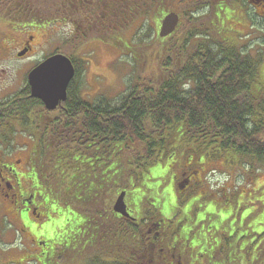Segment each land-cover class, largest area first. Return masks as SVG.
<instances>
[{
	"label": "trees",
	"instance_id": "1",
	"mask_svg": "<svg viewBox=\"0 0 264 264\" xmlns=\"http://www.w3.org/2000/svg\"><path fill=\"white\" fill-rule=\"evenodd\" d=\"M4 1L0 6L5 5L7 11L18 7L13 0ZM34 1L22 0L23 4L19 3L20 7L14 11V20L43 23L45 17L35 9ZM163 1L59 0L60 12H55L58 20L71 24L75 35L84 39L90 36L101 40L111 38L115 43L116 37L110 36L142 16L148 19L156 15L158 25L159 19L161 21L169 11L179 15L176 31L168 37H158V44L175 36L186 19L184 13L188 21H195L203 7L214 9L226 21L237 20L235 11L225 0H167L169 4ZM159 7L164 12L160 13ZM217 20L218 16L212 18L211 26L213 21L219 24ZM212 29L214 31V27ZM198 31L190 28L182 37V46L178 48L190 49L184 52L182 59L183 53L174 51L177 47L169 45L165 49L158 45V56L162 53L159 75L150 82L145 79L144 84H135L116 102L83 100L73 80L61 108L51 112L45 109L36 122L32 121V126L38 130L39 148V151L34 150L37 155L32 179L43 189L49 207L55 199L77 210L69 226L70 232L91 226L89 235H85V246L78 250H72L70 245L62 246L60 254L49 259L48 264H57V260L65 264L81 257L94 264H172V254L177 256L180 252L173 253L174 244L179 242L185 248L184 243L192 232L189 229L192 219L205 216L216 218V226H226L228 231L237 226L247 228L249 223L252 236L260 240L257 247L250 249L240 245L237 252L235 244L240 238L233 237V243L221 251L220 256L223 263L229 260L232 264H255L257 255L264 250V194L259 197L263 209L258 215L250 212L243 217L239 215L238 221L230 225L233 217L221 219V215L216 214L223 209L205 212L203 217L196 215L201 211H197L200 201L197 198L188 201L191 196L178 197L183 192V183L176 185L179 192L175 191V178L181 174L187 181L192 174L197 175L196 168L203 163L204 156L214 159L240 156L244 165L250 164L244 159L264 163V85L258 61L251 56L242 57V50L229 42L230 45L224 47L223 42L209 38V34H203L207 41L194 42L192 39ZM80 62L74 61L76 75ZM31 105L36 108L42 102L31 99ZM154 166L159 174L152 171ZM109 171L113 172L112 179L108 177ZM166 183L169 190L163 194ZM194 183L201 186L199 179ZM122 190L127 191L130 202L147 207L144 214L134 211L135 221L117 216L112 210L114 197ZM196 195L201 200L202 190ZM179 203L184 205L182 212L177 210ZM241 207L238 200L236 210L240 211ZM164 217H170L172 224H166ZM152 222H156L155 253L148 248L150 243L146 239L147 235L151 238ZM69 234L60 237L53 234L54 239L58 238L54 245ZM217 251V247L213 248L212 257ZM98 253L106 259H97ZM37 264H45V259ZM177 264L183 263L178 261Z\"/></svg>",
	"mask_w": 264,
	"mask_h": 264
},
{
	"label": "rangeland",
	"instance_id": "2",
	"mask_svg": "<svg viewBox=\"0 0 264 264\" xmlns=\"http://www.w3.org/2000/svg\"><path fill=\"white\" fill-rule=\"evenodd\" d=\"M13 1V4H18L16 9L13 8L7 11L5 5L0 6V46L4 45L12 38L7 36L11 35L12 30L16 29L14 34L17 33V35H19V31H22L20 28L24 27L22 24L23 22L21 23L14 20V11L18 10L20 7L19 3H21L22 0H20V2H18L19 0ZM34 2L36 5H34L35 9L37 8L41 16L45 17L43 23L37 22V24L41 26L37 34L40 36L44 45L42 48L43 51H41L42 49H38L35 58L28 59L26 62L22 60L16 61V63L21 65L22 63H28L29 65L30 63L33 67L39 62V59L53 54L56 51L68 56L75 62L81 61L78 65V72L75 79L78 88L77 94L83 100L90 103L98 100L116 102L121 95L128 92L135 84H144L145 79L150 82L152 81L151 79L156 78L162 66V53L159 56L157 54L160 48L159 46H163L165 49L166 46L169 45L175 46L177 48L174 49V51L180 50L179 54L183 53L180 58H184V52L188 53L186 50L190 49L178 47L182 46V37L187 35V31L190 28L199 30L197 35L192 39L194 42L200 41L201 39L206 40V36H203V34L207 36L209 34V38L217 39L218 42H223L222 40L231 42L233 40L232 37H234V32L231 30L223 34L225 30L232 28L231 25L228 26V29L220 30L219 35L216 34L210 24V22H212L211 19L215 17V10L203 7V13L197 16L195 21H188V17L184 13L186 19L182 21L179 31L172 39L163 41L164 43H157V38L159 36L157 34L158 25H156V15H151L148 19L142 16L131 21L129 25L119 31V33L110 36L116 37V43L113 42L111 38H108V40H101L90 36L84 39L71 31L72 26L69 22L58 20L59 16L57 17L56 12H60L58 7L59 0H52V2L51 0H36ZM224 2L231 6L233 12H236L238 6L236 2L234 3V0H225ZM163 3L169 4V1L164 0ZM175 5H173V7L177 6ZM14 6L15 5H13V7ZM217 6L219 7V5ZM226 9L228 10V8ZM256 9L258 8L256 7ZM4 16L8 19H4ZM252 21L254 23L251 22L250 28L246 29V31L249 32V36L247 38L243 37V41L240 44H244V46L238 45L237 49H242V57L251 56L258 61L259 75L264 85V16L255 15ZM208 27L209 30H207ZM243 29L240 32H242ZM123 44H126L128 49ZM9 45L11 48L14 47V44ZM223 46L226 47L229 46V44L223 43ZM187 47L190 46L188 45ZM8 49L7 47V52ZM5 55L7 54L5 51L3 52L0 47V69L10 68L11 66L9 60L4 57ZM14 66L16 67V65ZM8 72L11 71L8 70ZM1 75L3 77L8 74L0 73V76ZM18 78L19 76L17 74L16 79ZM8 88L12 90L14 86ZM186 88H188L187 85ZM11 134L13 140L7 141V144L3 146L4 149L7 148L8 150L9 146L12 148L17 142L24 143L29 140L27 134H25V136L20 134L19 137H16V134L13 132ZM13 141L15 144H13ZM191 143L196 144L195 141H191ZM242 161L240 156H232L230 159L227 157L214 159L204 156L203 163L196 168L197 175L192 174L187 181H184L181 174L175 178V191L177 193L179 191L176 185L183 183V192L180 193L178 197L184 199L191 196L188 201L197 198V200L200 201L197 206V211H201L196 215L199 216L201 214V217L204 216L202 214L205 212L212 213L223 209L220 213L216 214L221 215V219L233 217L229 221L230 225L238 221L239 215L243 217L248 212L253 216L258 215L263 209L262 202H260L261 198L259 197L261 194H264V163L247 161L244 159L246 164L248 162L250 163L244 165ZM23 163L24 160L22 159L20 161V166L17 167L19 170L22 168ZM111 168L112 166H110L109 170H111ZM155 170L156 173H160L157 171V166L152 168V171ZM112 176L113 172L109 171V179H112ZM197 179L200 180L201 186L194 183L197 182ZM163 188L164 194L169 190L168 183H166ZM137 190L138 189H134L133 191ZM200 190L203 192L201 200L200 197L196 195H199ZM238 200L242 203L240 211L239 209L236 210V202H238ZM114 201L115 197L112 204H114ZM8 204L9 201L0 194V264H37V262L41 263L44 259L45 264H48L49 259H52L57 253L60 254L62 246L66 247L70 245L72 250H78L87 244L85 235L88 234V230L91 229L90 225H85L83 228H77L70 232L71 228H69V226L72 224V217L77 212L74 207L59 203L55 199H52L51 206L46 212L44 220L31 219L30 224L27 226L25 225L22 229L19 223L13 221L11 213L8 214L7 208H5L6 206L8 207ZM182 208H184V205L179 203L177 210L182 212ZM164 219L166 224H172L170 217H164ZM215 219L216 218L206 216L192 219L189 228L192 232L185 242L187 245L196 248V255L190 258L189 264H192L195 259L198 263L232 264L229 260L223 263V259L220 255L221 251H225L227 246L233 243V237L240 238L236 242L238 244H235L238 245L236 247L237 252L240 245H246L250 249H254L255 246L257 247V244L260 243V240L255 239L254 235L252 236L253 231L248 229L250 226L249 223L247 224V228L240 229L239 226H237L231 231H228L229 228L226 226L218 228ZM67 225L68 227H66ZM235 230L236 233L234 234ZM215 232L218 233V235H216ZM68 233H70L68 238L61 239L63 243L59 242L57 246L54 245L58 238L54 239L55 237L52 236L53 234L60 237L68 235ZM215 247L218 248V251L216 256L212 257L211 251ZM240 254L242 253L240 252ZM99 255L97 259H106L103 254ZM85 257L90 258V255H85ZM93 258H96V256ZM62 261L57 260V264H63ZM183 261L185 262V256L183 257ZM65 264H94V262H92V260L86 261L85 258L82 260L81 257L74 260L70 259ZM234 264L236 263L234 262ZM255 264H264V250L257 255Z\"/></svg>",
	"mask_w": 264,
	"mask_h": 264
},
{
	"label": "flooded vegetation",
	"instance_id": "3",
	"mask_svg": "<svg viewBox=\"0 0 264 264\" xmlns=\"http://www.w3.org/2000/svg\"><path fill=\"white\" fill-rule=\"evenodd\" d=\"M235 2L238 6H236L237 10L234 12L237 20L231 18L230 20H227V22L221 14L218 15L215 13L214 16H218L217 21H219L220 25L216 21H213L212 24L221 31L225 30L230 24H232V28L225 30L223 34L230 30L233 31L234 37H232L233 40L231 43L234 46H244V44H240L243 41V37L247 38L249 36V32L246 31V29L250 28L251 24L254 23L252 19L255 18V15L264 16V0H234V3ZM256 7L258 9H256ZM158 10L160 13L162 11L164 12V9L161 7H159ZM4 19L7 20L8 18L4 16ZM23 26V28H20L22 31H19V35H17V33L14 34L16 29L12 30V36L7 35L12 38L8 40L7 43L0 46L2 51H5L7 54L4 57H6L11 64V69H0V73L8 74L3 77L2 75L0 76V124H4V126H0V194L3 198L9 201V208L7 206L5 208H7L8 214L11 213L13 221L19 223L22 229L25 225L27 226L30 224L31 219L44 220L46 212L50 208L48 202H46L43 189L39 186L37 181L32 179L31 174L37 155L34 150L39 151L38 143H36L38 130L32 126V121L35 120L36 122V120L39 119L40 112H44L43 110H45V107L43 103L36 108L31 105V99H39L31 96L30 85L28 82L29 71L44 60L46 56L39 59V62L33 67L30 63L29 65L28 63H22V65L16 63V61L22 60L26 62L28 59L35 58L37 56H35L36 51L42 49L44 46L40 36L37 34V31L41 26L29 23H24ZM242 29L243 31L240 32ZM9 44H14V47L11 48ZM7 47L9 48L8 52ZM41 51H43V49ZM14 65H16V67ZM8 70L11 72H8ZM17 74L19 76L18 79H16ZM10 86H14V88L9 90L8 87ZM7 114L9 116L8 118ZM22 124L28 125L23 126ZM12 130H14L13 133L16 134V137H19L20 134L23 136L27 134L29 140L24 143L17 142V144L13 141V144L15 145L12 148L9 146V149L7 150V148L4 149L3 146L7 144V141L13 140V137L11 136ZM22 159L24 160V163L19 170L17 167L20 166V161ZM129 200L130 197L126 195L125 204L129 217H123L129 221H135L137 217L133 214L134 211L137 212L136 214H144L147 211V207H139V203L135 204ZM144 205H146V203ZM136 207H139L138 211L136 210ZM115 214L119 216L118 213L115 212ZM144 221L147 224L149 223L148 218L145 216ZM152 225V228L149 230L150 234H152L151 238L149 235H147L146 238L150 244H146L148 248L151 247L155 253L156 234L154 233L156 231V222H152ZM184 244L185 248L179 242L174 244L173 253L180 252L178 253L179 256L172 254V264H177L178 261L183 263L184 254V264H189L190 258L196 255L195 247L187 245L186 242ZM197 263L198 262L195 259L192 264ZM200 263L201 262L198 264Z\"/></svg>",
	"mask_w": 264,
	"mask_h": 264
},
{
	"label": "water",
	"instance_id": "4",
	"mask_svg": "<svg viewBox=\"0 0 264 264\" xmlns=\"http://www.w3.org/2000/svg\"><path fill=\"white\" fill-rule=\"evenodd\" d=\"M178 15L174 12L166 14L159 31L160 37L171 34L178 24ZM75 69L71 60L61 54L56 53L28 73L31 96L40 99L47 110H54L66 99V89L73 78ZM125 192H121L113 205V210L123 216H128L124 203Z\"/></svg>",
	"mask_w": 264,
	"mask_h": 264
}]
</instances>
